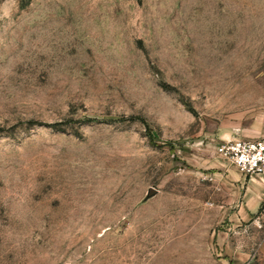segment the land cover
<instances>
[{"label": "rangeland", "instance_id": "obj_1", "mask_svg": "<svg viewBox=\"0 0 264 264\" xmlns=\"http://www.w3.org/2000/svg\"><path fill=\"white\" fill-rule=\"evenodd\" d=\"M236 139H264V0H0V264H244Z\"/></svg>", "mask_w": 264, "mask_h": 264}, {"label": "crops", "instance_id": "obj_2", "mask_svg": "<svg viewBox=\"0 0 264 264\" xmlns=\"http://www.w3.org/2000/svg\"><path fill=\"white\" fill-rule=\"evenodd\" d=\"M226 206V219L234 229L244 225L255 227L253 219L260 210L264 199V181L258 175L245 177L238 170L233 169L229 175ZM246 229L237 230V234H244ZM230 238L228 235L227 239ZM244 264H264V247L258 254L247 259Z\"/></svg>", "mask_w": 264, "mask_h": 264}, {"label": "built area", "instance_id": "obj_3", "mask_svg": "<svg viewBox=\"0 0 264 264\" xmlns=\"http://www.w3.org/2000/svg\"><path fill=\"white\" fill-rule=\"evenodd\" d=\"M219 153L222 157L231 161L243 176L258 175L264 181V139L227 141L221 145ZM252 222L256 228L263 229L264 199Z\"/></svg>", "mask_w": 264, "mask_h": 264}]
</instances>
